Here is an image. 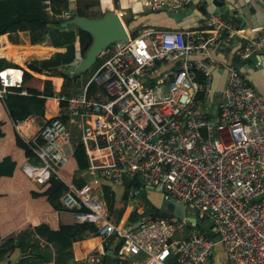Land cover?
Returning <instances> with one entry per match:
<instances>
[{
  "label": "built area",
  "instance_id": "obj_1",
  "mask_svg": "<svg viewBox=\"0 0 264 264\" xmlns=\"http://www.w3.org/2000/svg\"><path fill=\"white\" fill-rule=\"evenodd\" d=\"M192 1L142 5L176 13ZM254 1L264 10V0ZM234 33L240 61L264 54V23L234 30L229 18L211 13L193 28H145L112 42L84 83L45 97L43 122L30 139L36 160L27 158L20 170L40 187L52 175L61 179L63 210L73 222L96 226L78 248L84 253L75 256L77 264H213L216 246L223 264H264V94L233 63H224L220 98L212 86L210 68L221 62L211 55L225 52ZM191 56L207 57L209 65ZM18 61L0 67L2 103L13 88L26 93V69ZM214 103L217 113L210 115ZM62 169L79 170L84 183L67 181ZM124 178L160 190L163 200L183 202L207 225L211 221L217 240L185 216L144 212L136 187L129 188L121 216H114L102 185L124 191ZM107 254L112 261L104 263Z\"/></svg>",
  "mask_w": 264,
  "mask_h": 264
},
{
  "label": "crops",
  "instance_id": "obj_2",
  "mask_svg": "<svg viewBox=\"0 0 264 264\" xmlns=\"http://www.w3.org/2000/svg\"><path fill=\"white\" fill-rule=\"evenodd\" d=\"M102 1L103 0H99L100 3H102ZM105 1L111 2V0ZM118 1L120 4L119 13L117 10L114 11L117 12L118 15L123 13V20L126 18L135 19V21L130 24V26L136 25L137 29L134 32L145 29L147 26L155 25L158 26L157 29H189L195 27L198 19L200 18L199 14L192 12L190 15L185 16L181 21L175 22L165 12H152L145 9L142 5V0ZM198 1L199 0H193L187 8L196 10ZM68 2L70 12L74 11L77 5L81 7L78 0H68ZM90 7L91 5H89L88 9H91ZM248 7H251L252 10L249 11ZM81 8L84 9V7ZM111 8L112 4L108 6V10ZM100 9L103 11L104 7L100 6ZM209 9L212 10L213 7L209 6ZM234 9L237 10V17H239L242 13L245 14L244 17L241 18L239 29L264 23L263 7L254 0H236ZM66 17L69 16L66 15L65 18ZM220 17L228 19L225 15H220ZM59 31L63 33L67 32L61 28H59ZM9 34L12 35V43L15 45V48H9V50L22 47L33 51L30 54L19 55L20 59L17 62L18 65L21 62H44L57 57L59 47L53 46L49 35L46 36L45 41L41 45L34 48L32 45V36L30 31H13ZM7 35L0 36L1 40L4 41ZM239 46L240 40L238 39L237 42L233 40V37H231L230 44L227 46L225 52H213L211 55L212 59H216L221 62L218 67L210 68L212 70V86L216 91L214 93V97L216 93H219L224 88L226 83L227 72L224 67V63H233L241 66L243 70L249 74V81L253 88L264 94V61L260 59L261 54H256L249 59L240 61L235 54V50ZM76 47L78 48L77 41ZM6 51L8 50L5 49L2 51L0 56L5 58H7L6 56L9 57L10 54L5 53ZM44 51H48L47 53L50 54L51 57L43 59L42 53ZM26 55H30V58L24 59V57H27ZM191 59L194 62L209 65L207 57L191 56ZM5 62L8 64L11 63L9 59ZM166 67L167 66L160 67V71L165 70ZM57 70L58 71L56 72L59 75L63 72L70 80L80 78V76L67 74L64 70V66L59 67ZM47 71L48 70H45L44 73ZM52 71L50 74H52ZM80 79H82V77ZM52 93H54V91ZM41 113V107H35L30 102H24L18 105L14 110L15 122H13L5 109L4 104L0 101V130L3 133V136L0 137V160L9 156L16 163L12 176H0V245L7 241H11L14 245V248L8 251L4 258L0 260V264H16L19 261L21 264H77L75 256L79 255V253L80 255L84 253L83 249L78 252V248L83 246L87 239L75 241L71 247L63 248L57 242H46L34 232V226L40 223H46L54 229L58 228L60 224L74 223L69 212L64 210H54V208L47 201L46 196H32V192H43L47 186L40 187L39 185L34 184L33 181L24 176L20 170L21 165L27 160V158L24 151L17 147L14 133L18 132L25 140L32 139L35 136L37 129L43 122ZM23 117L28 118L22 122H18L19 119ZM25 122H27L30 126L33 125L34 127L30 136L24 135L18 128V125ZM26 136L32 137L27 138ZM63 170L69 174L70 179L71 176L76 173V171H70L67 169ZM111 188L115 192V188H117V186L113 185ZM122 192L123 187L121 196ZM116 204L117 202L115 201V207Z\"/></svg>",
  "mask_w": 264,
  "mask_h": 264
},
{
  "label": "trees",
  "instance_id": "obj_3",
  "mask_svg": "<svg viewBox=\"0 0 264 264\" xmlns=\"http://www.w3.org/2000/svg\"><path fill=\"white\" fill-rule=\"evenodd\" d=\"M46 1L48 3H46ZM68 0H0V36H5L13 31H23L28 30L32 36V45L34 48L41 45L46 36L49 35L51 43L58 48V54L55 59H51L44 62L39 61H27L19 63L20 66L26 69L24 73V86L26 88V93H21L22 88H13L3 101L4 107L9 114L10 119L15 122L14 110L16 107L24 102H30L38 107L44 105L45 97L53 94L54 90L48 89L47 78L52 77L57 74L56 71L59 67L68 66L78 55L83 57L91 40V36L88 32L81 28L76 30L70 29L68 32L63 33L59 31L61 23L65 19V16L81 15L88 17L86 11L89 8V4L84 5V9L76 6L75 10L70 12L68 8ZM79 3V1H78ZM154 12V11H152ZM160 12V11H159ZM135 21V19H124L126 25ZM175 21V20H174ZM176 22V21H175ZM158 28V26H147L146 28ZM134 32L133 34H136ZM67 36V41H66ZM76 41L78 42V48L76 47ZM66 44V47H65ZM65 48V49H64ZM103 60L98 57L96 62L89 68L95 71L101 64ZM52 71V74H45L44 71ZM62 77V91L68 92L74 86V83L68 82L69 77L63 72L60 73ZM91 73L88 69L84 72L82 78L87 79ZM201 79V78H200ZM95 85L92 84L89 90L92 91ZM31 116V115H30ZM29 117V116H28ZM28 117L20 118L18 122H22ZM62 120L65 121L66 117L63 116ZM17 122V123H18ZM26 125V126H25ZM33 125H28L27 122L22 123L20 129L24 135H31L33 131ZM24 129L25 132H24ZM3 133L0 130V137ZM15 143L17 147L24 151L26 158L31 161L36 160V156L32 150L34 146V141H26L23 139L18 132L14 133ZM37 143H42L40 138H36ZM15 161L11 157L7 156L0 160V176H12L15 169ZM72 182L76 186H80L84 183L85 178L76 172L71 176ZM136 187L141 189L139 197L142 200L144 206V212L154 213L157 216H165L167 212L155 207L146 198L145 189L146 186L138 178H124V191L121 199L126 203L127 193L129 188ZM66 184L55 175H52L48 180V185L43 192L34 193L32 196L44 195L47 201L56 211H63L60 204L59 197L66 190ZM103 197L108 206L110 213H114L117 217H120L124 208L115 207V192L113 189L107 185H102ZM137 214L133 213L130 215L131 219H135ZM96 226L93 223H70V224H60L58 228H51L46 223H40L34 226V232L46 242H57L63 248H69L73 245L75 241L87 239L92 233H95ZM93 243V240H90ZM14 245L11 241H7L0 245V260H2L5 254L12 250ZM222 256V255H221ZM112 258L109 254L104 256V263H109ZM10 264V263H8ZM16 264H21L17 262Z\"/></svg>",
  "mask_w": 264,
  "mask_h": 264
},
{
  "label": "water",
  "instance_id": "obj_4",
  "mask_svg": "<svg viewBox=\"0 0 264 264\" xmlns=\"http://www.w3.org/2000/svg\"><path fill=\"white\" fill-rule=\"evenodd\" d=\"M235 1L236 0H199L196 10L187 8L183 12L167 13V15L176 22L181 21L185 16L190 15L192 12L199 14V22L211 13L225 15L231 20L234 30H237L240 28L241 18L244 17L245 14L242 13L239 17H237V10L234 9ZM209 6H212L213 9L210 10ZM248 10L251 11L252 8L248 7ZM72 24H76L78 27L88 32L91 36L89 46L79 64L76 66L69 64L66 68H64L67 74L77 76H82L84 72L96 62V59L100 56L101 52L112 42L119 39L126 40L128 38V34L134 33L137 29L136 25H126L124 20H122V17L120 15L116 16L111 10L105 12L103 17L100 19H91L86 16L72 15L66 17L61 23V26L67 27ZM232 37L233 40L238 42L236 33H234ZM260 59L264 61V54L260 55ZM220 95V93H216L215 97L220 98ZM217 107V103L212 105L210 115L217 113ZM208 111L209 109H205L204 113H207ZM145 193L146 198L155 207L179 218H183L185 216L191 225L199 226L213 240H217V234L213 231L211 221H209V224L207 225L205 220L198 218L195 214H186V208L183 202H177L174 199H171L170 201L163 200V194L160 190L153 189L151 186L146 187ZM109 254L113 256L111 250H109Z\"/></svg>",
  "mask_w": 264,
  "mask_h": 264
},
{
  "label": "rangeland",
  "instance_id": "obj_5",
  "mask_svg": "<svg viewBox=\"0 0 264 264\" xmlns=\"http://www.w3.org/2000/svg\"><path fill=\"white\" fill-rule=\"evenodd\" d=\"M78 1L80 3L81 7H84V5L86 3H88L89 5H91V7H90L91 9H87V11H86V13L88 15V18H91V19H100V18L103 17V15H104L105 12L110 11V10H112V12L114 14H116L114 10H117V12L120 10V4L118 3L119 2L118 0H111V2H107V1L103 0L102 3H100L99 0H78ZM111 4H112V8L108 10V6H110ZM100 6H103L104 7L103 11H101ZM126 16H128V15H126ZM121 17H122V15H121ZM122 20H123V17H122ZM60 28L63 29V30H66L68 32V30H70V29L76 30L77 28H80V27H78L76 24H72L71 26H67V27H62L61 26ZM12 41H13V37H12L11 34H8L6 36V38H5L4 41L1 40V38H0V53L2 51H4L6 48H15V45L12 43ZM26 52H28V53H26ZM32 52L33 51H31L29 49H24L22 47H18V48L14 49V50H8L5 53H9L10 54L9 57L11 59L12 58L16 59L17 58V55H25V54H30ZM47 52L48 51H44L42 53L43 59H48V58L51 57V55L48 54ZM104 52L105 51L103 50L101 52L100 56H99L100 59H102L103 61L105 60L104 58L107 57V55H105ZM26 56L27 57H24V59L25 58L26 59L30 58L29 57L30 55L29 56L26 55ZM81 59H82V57L76 56L75 59L70 64H73V65L76 66V65L79 64V62L81 61ZM3 64H6V62L5 61L0 62V66H2ZM66 67L67 66H64V68H66ZM88 71L91 74L94 72V71L91 72V69H88ZM53 73L55 74L54 76L47 78L48 89H52L54 91H58L60 89V87L62 86V77L58 73L56 74L54 71H53ZM80 78H76V79L74 78V80H70L69 79L68 82L73 83V81H74V84H76V83H84L85 82L84 81L85 79H83V78L80 79ZM33 105L35 107H38L35 104H33ZM59 172L65 177V179L67 181H71L69 174L66 173L63 169L62 170H59ZM76 172H79V170H76ZM116 186H117V188H115V200L117 202L116 208H121L122 207L121 205L123 203V200L121 199L122 187L119 186V185H116ZM138 200L140 201V203H142V200H141L140 197L138 198ZM186 214H195V212L192 211V210H190L189 208H186ZM114 216H117V215L114 214ZM170 216H171V214L167 213L163 217H170ZM221 255H222L221 247L216 246V249L214 250V253H213V260H212L213 261V264H223L222 263V260H221Z\"/></svg>",
  "mask_w": 264,
  "mask_h": 264
},
{
  "label": "bare ground",
  "instance_id": "obj_6",
  "mask_svg": "<svg viewBox=\"0 0 264 264\" xmlns=\"http://www.w3.org/2000/svg\"><path fill=\"white\" fill-rule=\"evenodd\" d=\"M116 14V16H119L118 14H117V12H115ZM6 56V55H5ZM8 59L10 58V57H8V56H6ZM10 61H11V58L9 59ZM16 60H19V55H17V58H16ZM51 72L50 71H47L45 74H50ZM73 76H77V75H73ZM23 82H24V78H23V80H22ZM20 126H21V124L20 125H18V128L20 129ZM26 126V125H25ZM40 126V125H39ZM25 130L26 129H24V132H25ZM20 131H21V129H20ZM22 132V131H21ZM26 133V132H25ZM24 134V133H23ZM34 136V135H33ZM27 138H31V137H29V136H26ZM129 210V207L126 209V212Z\"/></svg>",
  "mask_w": 264,
  "mask_h": 264
}]
</instances>
